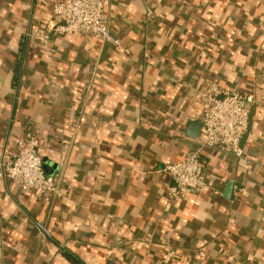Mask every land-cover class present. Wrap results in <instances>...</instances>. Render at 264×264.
I'll return each mask as SVG.
<instances>
[{
    "label": "crops",
    "instance_id": "0c3cea01",
    "mask_svg": "<svg viewBox=\"0 0 264 264\" xmlns=\"http://www.w3.org/2000/svg\"><path fill=\"white\" fill-rule=\"evenodd\" d=\"M59 1L0 0V264H264V0H105L120 44L57 33ZM209 82L255 101L248 167L204 148L197 204L165 166L203 140ZM29 127L56 194L5 176Z\"/></svg>",
    "mask_w": 264,
    "mask_h": 264
},
{
    "label": "built area",
    "instance_id": "2783aa9c",
    "mask_svg": "<svg viewBox=\"0 0 264 264\" xmlns=\"http://www.w3.org/2000/svg\"><path fill=\"white\" fill-rule=\"evenodd\" d=\"M105 6V0L56 2L53 5L52 29L59 34L88 33L120 44V39L113 34L105 19ZM45 37L49 35L46 33ZM200 97L203 140L183 159L165 166L173 181L168 187L170 198L181 201L192 194L196 196L197 204H200V197L208 187V174L202 157L204 148L230 153L246 160L245 165L248 167L249 158L241 146V139L249 128L251 105L255 101L253 95L223 88L217 82H209L207 89L200 92ZM39 146L36 132L30 127L26 128L17 139L14 156L5 151L2 157L5 176L25 190H33L41 195L56 194L59 191V179L46 172ZM35 224L44 236L52 237L44 221L35 220Z\"/></svg>",
    "mask_w": 264,
    "mask_h": 264
},
{
    "label": "water",
    "instance_id": "95a60500",
    "mask_svg": "<svg viewBox=\"0 0 264 264\" xmlns=\"http://www.w3.org/2000/svg\"><path fill=\"white\" fill-rule=\"evenodd\" d=\"M192 125L197 126V131L199 132L201 129V121H194ZM230 192L232 191V187H229Z\"/></svg>",
    "mask_w": 264,
    "mask_h": 264
}]
</instances>
